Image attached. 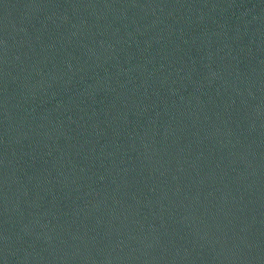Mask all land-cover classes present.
I'll return each mask as SVG.
<instances>
[{
	"label": "water",
	"instance_id": "1",
	"mask_svg": "<svg viewBox=\"0 0 264 264\" xmlns=\"http://www.w3.org/2000/svg\"><path fill=\"white\" fill-rule=\"evenodd\" d=\"M0 264H264V0H0Z\"/></svg>",
	"mask_w": 264,
	"mask_h": 264
}]
</instances>
